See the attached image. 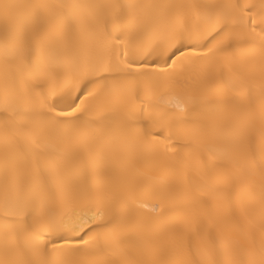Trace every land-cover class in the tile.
Masks as SVG:
<instances>
[{
    "label": "bare ground",
    "instance_id": "1",
    "mask_svg": "<svg viewBox=\"0 0 264 264\" xmlns=\"http://www.w3.org/2000/svg\"><path fill=\"white\" fill-rule=\"evenodd\" d=\"M236 2L0 0V264L259 258L264 25Z\"/></svg>",
    "mask_w": 264,
    "mask_h": 264
},
{
    "label": "snow or ice",
    "instance_id": "2",
    "mask_svg": "<svg viewBox=\"0 0 264 264\" xmlns=\"http://www.w3.org/2000/svg\"><path fill=\"white\" fill-rule=\"evenodd\" d=\"M231 9V12L227 13L225 16V23H227L230 19L235 17L240 22L243 23L244 27L246 29H249L252 32L257 31V27L259 25H264V0H259L258 4H244L241 5L239 2H236L229 6ZM235 29H230L227 32L228 38H231ZM259 32L261 34H264V27H259ZM119 39V37H117ZM262 49H264V44L260 46ZM178 53H172L171 56L168 57L169 60H173V57L177 55ZM174 62V60H173ZM30 71V68L25 66H13L9 69L8 75L12 80H15L18 76L22 77L27 72ZM96 78L90 81L89 85L85 86V89L81 91V93L74 98L72 97H65L62 98L64 102L67 103L66 109H56L55 106H52V110L57 112V115L59 116H70L75 115V113L80 112L81 108L78 106L79 104H83L84 100L82 97H93L94 99L99 98L101 96H104L105 93L109 91V80L110 77L107 76H101L98 74H95ZM19 113H16L13 115V119L18 116ZM109 212L113 211L112 208L108 209ZM155 211V208L153 209ZM13 223H16L13 221ZM102 227H107V225H104ZM95 235L99 236L100 232L96 231ZM91 238V237H90ZM36 239H39V235H36ZM81 240L84 243H87L86 240H83V237H81ZM35 251L37 254L46 256L47 255V245H44L43 247L36 245ZM26 264H33L31 261H27ZM37 264H50V262L47 259H42L37 262ZM127 264H144L143 261H128ZM212 264H264V245H262L259 249V258H256L255 255H253L250 259L247 261L245 260H215L212 262Z\"/></svg>",
    "mask_w": 264,
    "mask_h": 264
}]
</instances>
